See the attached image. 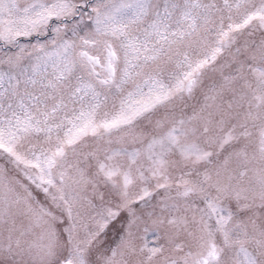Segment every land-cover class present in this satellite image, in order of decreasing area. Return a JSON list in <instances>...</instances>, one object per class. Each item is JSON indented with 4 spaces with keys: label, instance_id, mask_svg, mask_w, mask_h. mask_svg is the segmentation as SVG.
<instances>
[{
    "label": "snow or ice",
    "instance_id": "6c2138e0",
    "mask_svg": "<svg viewBox=\"0 0 264 264\" xmlns=\"http://www.w3.org/2000/svg\"><path fill=\"white\" fill-rule=\"evenodd\" d=\"M0 264H264V0H0Z\"/></svg>",
    "mask_w": 264,
    "mask_h": 264
}]
</instances>
